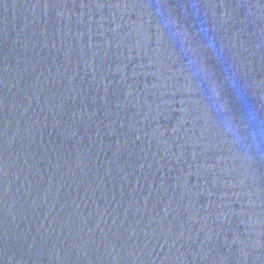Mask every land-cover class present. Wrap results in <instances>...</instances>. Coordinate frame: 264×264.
I'll list each match as a JSON object with an SVG mask.
<instances>
[{"label":"water","instance_id":"95a60500","mask_svg":"<svg viewBox=\"0 0 264 264\" xmlns=\"http://www.w3.org/2000/svg\"><path fill=\"white\" fill-rule=\"evenodd\" d=\"M0 264H264V0H0Z\"/></svg>","mask_w":264,"mask_h":264},{"label":"clouds","instance_id":"9594fccd","mask_svg":"<svg viewBox=\"0 0 264 264\" xmlns=\"http://www.w3.org/2000/svg\"><path fill=\"white\" fill-rule=\"evenodd\" d=\"M221 109H223V105L220 106ZM224 128L225 131L228 133L232 134L233 137V142L235 143H239L242 139V137L239 134V130L237 127L234 126L233 122L231 121V119H226L224 122ZM253 137L255 136V133H252Z\"/></svg>","mask_w":264,"mask_h":264}]
</instances>
